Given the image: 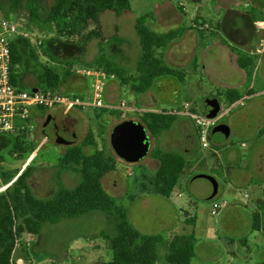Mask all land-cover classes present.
I'll use <instances>...</instances> for the list:
<instances>
[{
    "label": "crops",
    "instance_id": "obj_1",
    "mask_svg": "<svg viewBox=\"0 0 264 264\" xmlns=\"http://www.w3.org/2000/svg\"><path fill=\"white\" fill-rule=\"evenodd\" d=\"M130 4L131 9L122 15L114 13L118 18L130 19L129 26L136 34L134 38H128L126 35L127 22L116 23L112 34L105 33L104 16L110 12L108 10L101 13L98 20L102 39H93L87 46L66 43L65 37L60 38L57 35H51L43 41L44 52L49 55L45 54L46 57L59 65L53 67L62 76L57 91L89 98L94 78L76 73L80 67L75 65L73 58L82 56L85 67H92L101 47L110 59L126 68L130 74H135L141 53L136 22L141 16L150 15L146 24L157 33L180 30V35L159 52L169 67L184 73V81L173 76H162L154 81L148 91L140 93L134 88L138 82L129 81L122 84L121 80L115 77L106 83L105 104L112 107L126 100V116L110 109L95 110L99 115L109 114V120L114 119L116 125L120 123L122 117L141 122L140 117L146 112H166L161 108L163 105L161 96L169 94L172 98L168 103L173 108L166 113L171 114L175 109H181L185 103H191L189 100L179 102L177 97H174L192 92L188 87L190 77L195 78L194 88L200 91L205 99L202 103L203 108L211 99L217 100L220 104L223 99L231 107H242L240 117L242 142L238 144L239 147L233 142L229 143L233 132L228 126L230 135L223 143L215 142V127L210 131L211 143L219 146V149L212 146L208 149L202 148L198 130L186 114L175 115L173 126L157 137H153L148 131L151 150L145 159L138 163L140 174L153 175L159 170L160 161L151 155L154 149L177 153L186 159V165L170 198L153 193L149 185L148 190H143V185L147 183L142 181L138 184L140 190L133 194L130 200L134 204H139L141 210L151 208L152 215L162 221L155 232L139 229L142 233L163 234L168 231L167 236L184 233L195 235V254L191 264H264V53H257L264 40V0H151L150 10L147 12L134 9L132 0ZM206 25H209V28ZM28 38L18 36L14 40L24 58L18 85L23 90L34 91L39 89L37 77L41 68L35 82H29L24 73L26 61L32 58L38 62L39 57L33 58V54L37 53L32 47L33 41ZM118 38L126 39L127 42L118 44ZM61 47H72L75 52L64 59L56 54L57 49ZM91 47L93 52L88 53ZM239 59L246 65L245 67L239 65ZM206 84L208 87L204 88ZM228 91L235 92L239 97L238 101L231 103L229 95L226 94ZM82 111L84 110L67 112L59 107L50 110L34 107L24 129L29 124L36 126L40 123L43 128L46 121L47 127L52 123L50 126L54 130L55 127L67 122L70 132H73V125L81 118ZM228 111L230 112L231 108ZM112 112L122 117L111 116ZM90 133L94 135L93 131L89 130L82 143ZM45 140L46 135L44 143ZM94 141L97 143L95 137ZM72 145L76 143L72 142L70 146ZM90 148L93 150L89 151ZM95 150V146L84 147L86 154H92ZM119 166V170L110 172L115 174L113 181L115 189L114 193H111L115 198H124L128 195L127 190L123 195L118 194L124 187H128L122 179V173L126 168L122 163H119ZM213 177H220L224 185L217 182L218 193L215 198H219L212 204L210 213L216 219L213 224H208L202 221L191 207H196V211L200 208L193 201L194 198L211 201L207 198L213 190L211 181L215 179ZM103 179L102 183L105 186ZM184 185L186 192L183 189ZM249 187L261 189V198L257 206L250 201L251 198L246 192ZM226 197L229 199L225 200ZM222 202L227 203L226 207L213 215L214 204ZM188 206L189 209L186 210ZM165 209L169 210L168 215L165 214ZM189 220H194V224H188Z\"/></svg>",
    "mask_w": 264,
    "mask_h": 264
},
{
    "label": "trees",
    "instance_id": "obj_2",
    "mask_svg": "<svg viewBox=\"0 0 264 264\" xmlns=\"http://www.w3.org/2000/svg\"><path fill=\"white\" fill-rule=\"evenodd\" d=\"M13 7L26 8L30 20L48 35L65 37L68 42L77 46H87L93 39H102L98 20L104 11H113L117 15L131 9L130 0H54L49 11L42 14L41 0H7ZM150 15L141 16L136 22V32L141 46L140 57L135 74H130L123 66L110 59L104 49L92 67L115 75L122 84L129 81L138 82L136 92L148 91L154 81L162 76H173L184 81L182 71L169 67L161 50L165 49L181 33L174 30L168 33H157L150 29L146 22ZM126 39L118 38L123 44ZM48 55V53H45ZM36 54L33 58L36 59ZM49 56V55H48ZM24 58L15 42L12 43V83L18 86L20 70ZM239 65L245 67L241 59ZM62 76L53 67L41 66L37 77L39 89L57 91ZM229 101H238L235 92L228 91ZM235 95V96H232ZM128 118L121 119L120 123ZM176 116L163 113L146 112L141 122L153 137L169 130ZM216 127V126H215ZM95 146L92 154H86L84 147ZM35 147L27 148L20 136H15L12 156L33 154ZM152 157L160 161L159 170L153 175H145L149 184L143 190L151 191L164 198H170L183 173L186 159L174 152L154 149ZM64 166L56 175V192L47 199L38 198L30 183L32 164L29 163L22 173L11 171L2 174V185L6 189L0 192V264H13L17 245L27 235L38 237L45 223L57 224L63 219H73L91 212L105 214L113 223L112 232H101L99 237L110 245V259L95 264H191L195 254L196 238L193 233L145 234L130 221L129 209L118 203L115 197L104 188L102 179L118 169L121 159L109 150L98 149L92 133L81 145H72L62 157ZM5 159L0 155V164ZM33 162V161H32ZM75 172L80 175V182L74 188H67L62 175ZM188 224H194L189 220ZM27 254V253H26ZM14 264H17L14 261Z\"/></svg>",
    "mask_w": 264,
    "mask_h": 264
},
{
    "label": "rangeland",
    "instance_id": "obj_3",
    "mask_svg": "<svg viewBox=\"0 0 264 264\" xmlns=\"http://www.w3.org/2000/svg\"><path fill=\"white\" fill-rule=\"evenodd\" d=\"M54 0H41L42 3V14L45 15ZM149 3L151 0H132V6L134 9L139 10L140 12H147L150 10ZM2 19H10L13 21L19 30L28 35V39L33 41L32 47L37 53L38 62L32 58L29 61H26V69L24 73L26 74L29 82H35L36 75L39 72L41 66L47 65L50 67H57L58 64H55L51 59L45 55L43 46H38V41H45L51 35L41 31L31 20L30 14L26 8H16L13 7L7 0H0V21ZM105 24V33L112 34L113 27L116 23L127 22L126 35L128 38L136 37V34L133 29L129 26V18H118L113 11L107 12L104 16ZM56 35V34H55ZM66 43H69L68 41ZM69 45V44H67ZM72 47H61L57 49L56 54L67 59L68 56L72 55ZM93 52V47L89 49L88 53ZM76 55V53H75ZM79 53H77V56ZM84 57L73 58V62L76 66L80 68L92 69L93 67H85L82 63ZM113 60V59H112ZM115 61V60H114ZM116 62V61H115ZM195 78L190 77L188 79L189 91L192 90L189 94H183L174 96L177 97L179 102L189 100L194 112L202 114L203 107L202 103L204 102V97L200 91L195 90L194 82ZM208 87L207 84L204 88ZM205 90V89H203ZM191 94V95H190ZM130 96V93L127 95ZM172 98L169 94L161 96V105L162 110L171 111L172 105H170L169 99ZM221 112L223 115H220L217 120V126L227 125L231 128L233 134L228 140L229 143L233 142L235 146L238 147L242 142L240 137V117L243 110L242 107H231L229 103H226L221 99ZM231 108L229 112L228 109ZM50 110V109H49ZM81 114V118L73 125L74 136L70 138L71 142L81 144L83 139H85L89 130H92L94 137L97 141L98 149H106L109 152L114 153L113 149L110 146V135L116 123L114 119L109 120V114L99 115L94 108H89ZM111 116H116L121 118L122 116L116 112H112ZM142 117V116H141ZM140 117V119H141ZM122 119H125L122 117ZM52 123H50L51 125ZM48 126L47 130L49 134L54 133L53 127ZM42 123L31 126L30 124L26 129L20 130L18 136L21 137V141L26 143L27 148L34 146L36 149L33 154L36 152L35 157L33 154H24L23 156H12L11 150L14 143V138L7 136L0 138V155L4 157L5 161L0 164V192L4 191L6 187L2 185V174L8 173L11 171H18L19 174L24 171L29 163L32 164V176L29 178V183L38 198L47 199L54 195L56 192V180L55 177L61 171L64 166L62 157L67 151L70 144H61L56 145L54 141H46L44 143L45 135L43 134ZM215 142L223 138V131L216 130L215 132ZM69 139H67L68 141ZM212 148L217 149L219 146L211 143ZM219 149V148H218ZM93 149L90 148L89 151ZM145 159V158H144ZM143 159V160H144ZM141 160V162L143 161ZM33 161V162H32ZM122 161V160H121ZM140 162V163H141ZM126 170L123 171V183H125L127 188H123L121 193L128 192L127 197H116V200L119 204L125 206L129 209V217L131 214L130 221L132 224L139 230L144 229L146 232H155L161 225L160 218L154 217L152 215V210H141L139 204H134L130 198L133 194L140 190L139 183L145 181L147 184L148 180L145 177V173H141L140 165L136 164H127L126 162H120ZM118 168L120 166L118 164ZM118 169V170H119ZM114 173L107 174L104 181L105 190L112 196L114 193L115 187L113 186ZM149 175V174H148ZM211 176V175H208ZM217 180L220 185H224V181L218 177H213ZM62 181L67 188H74L80 182V175L75 172H67L62 175ZM184 191L186 192V186H183ZM112 192V193H111ZM247 194L250 196V201L254 203V206L258 205V200L261 198V189L256 187H249L246 189ZM130 195V196H129ZM211 201H200L196 198L193 201L200 206L199 210L196 211V207L192 206L191 210L198 214L202 221L207 222L208 224H213L215 217L212 216L211 208L212 204L216 199ZM229 198L226 197L225 200ZM250 202V203H251ZM189 209V206L186 207V210ZM165 214H169V210L165 209ZM164 214V215H165ZM113 223L107 218L105 214L100 212H91L84 216L73 218V219H63L57 224L45 223L43 225L40 236L31 237L25 235L21 242L17 245V250L14 255V261L19 262L23 261L24 264H95L97 262H103L110 259V245L106 240L99 237L101 232H112ZM169 232L163 233L167 235ZM198 236V235H197ZM196 236V237H197ZM27 253V254H26Z\"/></svg>",
    "mask_w": 264,
    "mask_h": 264
},
{
    "label": "built area",
    "instance_id": "obj_4",
    "mask_svg": "<svg viewBox=\"0 0 264 264\" xmlns=\"http://www.w3.org/2000/svg\"><path fill=\"white\" fill-rule=\"evenodd\" d=\"M206 27L209 28V25H206ZM18 36L28 37L10 19H2L0 21V138L17 136L18 132L23 130L25 124L28 123L31 109L34 107L44 110L59 107L67 112L89 108L110 109L111 111H119L123 116H126V100L112 107L106 106L104 100L105 86L107 81L114 79L116 76L103 70L86 68L76 70V73L80 75L94 78L89 98L78 95H66L46 89L26 91L15 86L12 83L11 71L12 43ZM37 45L43 46V41H38ZM257 53H264V40L261 42ZM171 114H186L192 119L198 130L201 146L204 149L211 147L210 131L217 125L219 116L223 115L220 112L216 118H209L203 113L194 112L190 103H185L181 109H175ZM32 156L34 158L35 153ZM226 205V202L215 203L212 214L216 215ZM17 264H24V262L19 261Z\"/></svg>",
    "mask_w": 264,
    "mask_h": 264
},
{
    "label": "water",
    "instance_id": "obj_5",
    "mask_svg": "<svg viewBox=\"0 0 264 264\" xmlns=\"http://www.w3.org/2000/svg\"><path fill=\"white\" fill-rule=\"evenodd\" d=\"M221 110L222 106L220 102L215 99H211L205 103L203 114L209 118H216ZM216 130H222L224 133V137L217 142L223 143L228 139L230 129L227 125L216 126L214 132ZM44 133L46 135L45 141H49L50 139L54 140L55 131L54 133L49 134L47 128H44ZM70 134V138L74 136L71 132ZM54 142L56 145H61L70 144L69 142L71 141H67L64 137L59 136L54 140ZM110 145L119 159L123 160L127 164H136L150 153L151 139L148 129L143 123L128 119L117 124L113 128L110 136ZM211 181L213 183V190L207 200L214 199L218 193L217 181L215 179H211Z\"/></svg>",
    "mask_w": 264,
    "mask_h": 264
},
{
    "label": "flooded vegetation",
    "instance_id": "obj_6",
    "mask_svg": "<svg viewBox=\"0 0 264 264\" xmlns=\"http://www.w3.org/2000/svg\"><path fill=\"white\" fill-rule=\"evenodd\" d=\"M47 128V122L44 121L43 123V129ZM55 131V136H54V140L57 139V137L62 136L65 139H69L70 141V127L69 124L67 122H64L63 124H60L59 126L55 127V129L53 130ZM44 133V130H43ZM54 140H49V141H54Z\"/></svg>",
    "mask_w": 264,
    "mask_h": 264
}]
</instances>
